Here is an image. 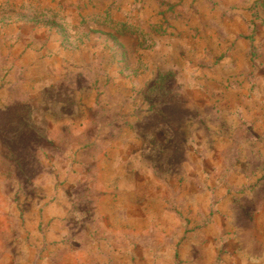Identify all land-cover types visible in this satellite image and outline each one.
<instances>
[{
  "label": "rangeland",
  "instance_id": "rangeland-1",
  "mask_svg": "<svg viewBox=\"0 0 264 264\" xmlns=\"http://www.w3.org/2000/svg\"><path fill=\"white\" fill-rule=\"evenodd\" d=\"M0 264H264V0H0Z\"/></svg>",
  "mask_w": 264,
  "mask_h": 264
}]
</instances>
